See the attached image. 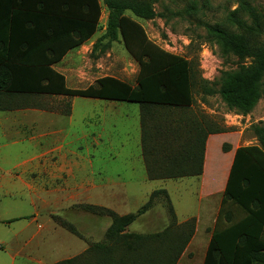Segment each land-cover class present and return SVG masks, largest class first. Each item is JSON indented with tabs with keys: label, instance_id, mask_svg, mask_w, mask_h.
<instances>
[{
	"label": "trees",
	"instance_id": "obj_1",
	"mask_svg": "<svg viewBox=\"0 0 264 264\" xmlns=\"http://www.w3.org/2000/svg\"><path fill=\"white\" fill-rule=\"evenodd\" d=\"M104 3L112 12L109 34L114 39L120 35L140 64L137 86L104 77L87 89L74 90L67 87L65 76L52 68L69 50L96 34L101 17L99 0H0V111L6 109L1 101L6 96L10 104V100L23 96L81 97L138 104L144 125L161 110L192 108L195 79L191 64L155 45L136 21L125 16L130 11L136 18L150 20L154 16L153 3ZM206 31L223 54L251 61L233 73H225L220 90L232 110L248 115L259 100H264V14L249 0H241L238 8L228 13L224 25H206ZM188 122L184 143H180L182 136L175 130L171 140L161 135L143 137L150 180L202 174L208 136L223 130L210 121ZM252 128L258 144L236 150L216 232L203 264H264V126ZM159 195H167L166 190L155 191L136 213L125 216L105 209L112 218L105 240L55 264H90V260L93 264H177L194 235L196 220L179 224L169 200L170 223L161 232H127L152 209Z\"/></svg>",
	"mask_w": 264,
	"mask_h": 264
},
{
	"label": "rangeland",
	"instance_id": "obj_2",
	"mask_svg": "<svg viewBox=\"0 0 264 264\" xmlns=\"http://www.w3.org/2000/svg\"><path fill=\"white\" fill-rule=\"evenodd\" d=\"M146 1L153 3L152 19L136 18L130 11H126L125 16L136 21L155 45L186 59L191 64L195 79L192 108L177 111L175 115L186 119L187 123L193 120L210 121L223 131L231 133L229 144H226L231 148L258 144L252 127L264 126V100H259L248 115H242L232 110L220 94L224 74L233 73L241 64H250L251 61L249 59L242 61L233 55L223 54L219 45L207 36L206 31V25H224L228 13L237 9L241 0ZM249 1L264 14V0ZM99 3L101 17L98 30L90 43L92 46L90 51L67 57L61 64L59 63V67L66 71H79L76 76L68 78L74 83L72 86L80 89L104 77H115L137 86L140 64L126 49L120 35L114 39L109 34L108 23L112 12L104 0H99ZM226 27L233 30L231 26ZM3 100L6 98L2 97L1 101ZM10 101L13 111L16 105L25 104L27 108L40 110L44 116L59 119H55L54 123L49 125L44 124V129L50 127L52 131L44 130L45 136L40 141L42 156L35 163L37 167L29 169L24 174V180L34 185L35 199L40 200V204H37L36 208L30 204V189L27 187L23 189L24 191L27 189L25 197L18 200L5 197L1 199L4 201H0V214L6 215V221L19 216L30 217L39 211L40 216H37L38 220L33 223L31 229L42 230L43 237H47L45 245L32 250V253H25L24 257L17 258L15 264H33L30 260L27 261V258L42 264L59 262L80 255L82 248L89 249L105 240L106 232L112 223V218L105 214L109 209L88 203L86 196L93 189L88 191V188L83 187L87 180H92L93 172L96 175L102 169H106L112 176L120 174L125 179L133 176L136 178L132 185L134 188L132 201L125 207L124 212L136 213L143 205V196L147 192H151L150 196L159 190L167 192V195L155 198L153 207L148 212L149 218L137 220L128 228V233L161 232L170 223L168 200L179 218L194 216L199 212L200 184L196 179L148 181L142 184L143 162L137 153L139 138L134 131L139 105L123 103L107 107L106 124L118 131L108 132L111 138L105 140L99 133L102 127L99 116L104 110V101L96 104L87 98L72 99L46 95L23 96ZM88 112L91 116L90 136L82 133L81 123L70 124L67 119L75 117V121H78V118ZM165 114L166 112L161 110L157 116ZM129 122L134 128L132 127L133 132L129 135L130 139H127ZM225 139L221 137L212 139L209 146V167L211 161L220 163L225 159L221 147ZM19 149L23 150L24 158L33 154L32 147ZM20 152L19 150L16 154L19 155ZM209 167L206 179L212 181L215 173H212ZM16 188L18 187L9 186L6 191H15ZM67 198L70 199L68 202L65 201ZM26 223L22 220L11 226L6 225V231L0 226V240L6 242V256L3 254L6 257V264L11 263L15 254L11 251L12 242L24 241L29 236L18 235ZM142 225L145 228H142ZM195 257V260L184 261L183 264H198L201 256L197 254ZM93 263L94 260H90V264Z\"/></svg>",
	"mask_w": 264,
	"mask_h": 264
},
{
	"label": "crops",
	"instance_id": "obj_3",
	"mask_svg": "<svg viewBox=\"0 0 264 264\" xmlns=\"http://www.w3.org/2000/svg\"><path fill=\"white\" fill-rule=\"evenodd\" d=\"M93 38L82 44L80 47L69 50L64 58L59 62L60 64L67 58L71 57L75 54H81L84 51H90L91 41ZM59 63L52 66L54 70L58 73L62 74L66 78L67 87L74 90H84L96 84V82L90 84L86 88L80 89L78 87L72 86L74 83L69 80L68 76H76L78 70L66 71L62 70L59 67ZM101 79V78H100ZM74 82V80H73ZM128 83V82H127ZM130 84V83H129ZM133 86V85H132ZM135 87V86H133ZM35 96V95H34ZM39 96V95H36ZM42 96V95H40ZM59 98H72L66 96H53ZM81 98V97H73L72 99ZM91 99V98H87ZM96 104H101L104 101V110L100 113L99 119L102 120V127H100V137L102 139H110L111 136H108V132H117L118 130L111 125L106 124V109L112 104H123L125 102H115L110 100H100V99H91ZM131 104V103H127ZM2 105L5 110L0 111V201L2 198L11 197L12 199L18 200L24 196L23 189L27 187L30 194V204H32L35 208L37 204H40V200L36 197V192L34 191V185H30V183L24 180L25 172H28L29 169L33 170L37 167L35 164L36 161L42 156L41 154V143L40 141L45 136L44 130H50V127H46L44 129V124L54 123L53 121L59 120L58 118L53 119V117L44 116L40 110L36 108H27L25 104L16 105V109L13 111L12 104H10L8 97L6 96V100H3ZM138 105V104H137ZM139 112L136 116L137 119L134 121V126L131 122H129L130 129L126 131L127 139H130V134L136 131L139 143L137 153L140 156L141 162H143V172L144 176L141 178L142 184L148 181H182L189 179H196L200 184V209L199 212L194 216H186L184 218H179L177 212L174 208L177 220L179 224H182L190 219L196 220V227L194 235L186 247L184 253L179 259L177 264H183L184 261L190 262L194 259V257L198 254L200 255V260H198V264H203L206 256V252L210 243V240L214 233L216 232V226L218 223V219L220 216V210L222 207V202L224 199V192L227 185V181L230 175V171L234 162L236 150L239 148H231L229 144L231 133L227 131H222L219 134L209 135L206 142V151L204 157V164L202 174L199 176H188L176 179H158V180H150L148 176L147 166L145 162L144 152H143V137L146 135H151L153 137H159L161 135L162 139H173L175 134L174 130L178 132L179 136L181 135L180 143H184L188 137V123L186 119L177 117L175 114L177 111L166 110V114L161 117H156L151 115L147 120H145V124L143 125V117L141 106L139 105ZM180 111V110H179ZM28 112V113H27ZM129 117V116H128ZM69 123L73 124L74 122L82 124V133L90 136L91 135V127L90 113L83 114L78 121H75V117H68ZM129 120L130 117H129ZM128 120V121H129ZM58 123V122H56ZM68 123V122H67ZM101 124V123H100ZM111 126V127H110ZM133 127V128H132ZM72 129V127H71ZM70 129V130H71ZM78 128H76L77 130ZM221 137L226 138L224 143L221 145L222 147V155L225 159L222 162H212L209 167V146L213 138ZM194 142L196 141V134H194ZM20 147H32L33 154L27 158H24L22 153L23 150L19 149ZM39 148V149H38ZM21 151L20 154H16L17 151ZM6 151V152H5ZM23 157V158H22ZM208 167L212 173H215L214 178L212 177V181L209 179L207 181V171ZM133 169V168H132ZM136 170V169H135ZM134 170V171H135ZM133 171V172H134ZM95 177V179H93ZM135 177H130L125 179L122 175L118 174L116 176H112L107 173L106 169H102L98 174L92 175V180H87L83 185L84 188H88L89 194L86 196L88 203H93L98 205L99 207H105L119 216H125L131 214L129 212H124L125 207L131 203L133 198L134 188L132 187L134 181H136ZM92 181V182H91ZM9 186H16L18 188L12 191L7 190ZM131 189V190H130ZM93 193V196H92ZM150 193H146L143 196V205L144 206L147 201ZM25 197V196H24ZM40 198V197H39ZM147 199V201H146ZM70 199H65L68 202ZM141 206V207H142ZM128 207V206H127ZM140 207V208H141ZM139 208V209H140ZM36 210V209H35ZM6 214V213H5ZM150 213H146L141 216L138 221L143 220L145 218H149ZM34 216V217H33ZM37 216H40L39 211H36L35 214L28 216H19L12 218L11 220L6 221V215L0 214V226H2L4 231H6V225L11 226L13 223L10 221L18 219L19 221H26L27 223L21 228L18 235H29L24 241L23 240H14L12 242L11 251H14L15 254L12 257L10 264H15L16 259L20 257H24L25 253H32V250L39 249L41 245H45L47 243V237H43L42 230L35 231L31 229V226L34 222L38 220ZM32 217V218H31ZM18 221V222H19ZM17 222V221H16ZM137 222V221H136ZM135 222V223H136ZM134 223V224H135ZM144 225H142V228ZM32 230L34 231L33 233ZM56 232V231H55ZM160 231H146L139 232L137 234H155ZM103 234V233H102ZM37 242V243H36ZM36 243V244H35ZM35 244V245H33ZM86 246V245H85ZM87 248H82L79 253H84ZM6 242L0 240V264H6ZM80 254V255H81ZM79 256V255H77ZM77 256H73L67 259H71ZM26 257V256H25ZM196 258V257H195ZM31 263L42 264L41 262H35V260H31V258H27ZM65 259V260H67ZM195 260V259H194ZM63 261V260H62ZM60 262V261H59ZM57 262L51 263L55 264ZM25 264V263H23Z\"/></svg>",
	"mask_w": 264,
	"mask_h": 264
}]
</instances>
